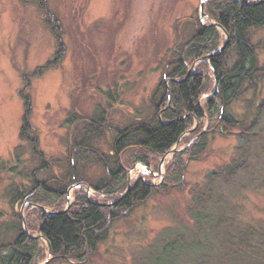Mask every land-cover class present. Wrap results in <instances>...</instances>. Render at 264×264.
<instances>
[{"label":"rangeland","instance_id":"374dc122","mask_svg":"<svg viewBox=\"0 0 264 264\" xmlns=\"http://www.w3.org/2000/svg\"><path fill=\"white\" fill-rule=\"evenodd\" d=\"M209 2L206 0L203 17L201 0H0V221L10 220L14 212L11 191L23 186L29 189L34 176L48 184L69 183V161L78 177L72 178L61 205L63 210L72 206L76 193L102 205L123 196L124 192L107 197L91 187L107 175L105 166L93 150L77 153L81 148L76 146L86 130L91 147L106 155L111 153L118 130L149 110L152 93L161 78H166L165 67L181 39L189 38L198 22H216ZM217 31L216 49L226 40L220 27ZM250 31L259 70L250 80L253 85L245 82L241 94L226 107L232 120L251 121L264 99V27ZM226 56L233 64L236 55L229 51ZM50 61L55 65L43 69ZM197 61L189 70L204 71L209 77L208 92L199 100L203 106L215 90L216 81L209 60ZM27 107L30 112L24 132ZM91 120H101L96 131L86 129V121ZM208 125L206 117L194 120L192 132L186 133L177 151L167 156L164 178L159 172L163 156L151 155L150 165L144 166L133 161V150H127L121 157L127 181L133 184L143 179L156 185L166 178L173 180L178 174L173 162L179 161L182 151L208 131ZM221 133L209 134L208 150L201 159L188 161L184 156L186 168L180 183L165 187L166 191L115 219L96 255L81 264H154L164 240L170 236L165 230L189 221L193 198L187 189L191 186L193 193H199L206 188L209 174L219 170L220 165L235 168L243 161V150H236V146L247 147V164L252 166L240 176L241 184H229L225 177L215 178V195L222 197L220 211L243 221L264 218V116L245 134H238V130L234 136ZM31 137H37L49 168L40 171L39 158L32 155ZM43 209L54 212L31 197L16 207L25 216L31 235L40 232ZM38 240L42 250L33 264H42L49 256L45 239ZM52 261L50 264H75Z\"/></svg>","mask_w":264,"mask_h":264},{"label":"trees","instance_id":"16d2710c","mask_svg":"<svg viewBox=\"0 0 264 264\" xmlns=\"http://www.w3.org/2000/svg\"><path fill=\"white\" fill-rule=\"evenodd\" d=\"M209 10L211 17L230 34L231 42L223 53L209 59L216 88L207 97L205 105L202 106L199 100L204 92H208V75L200 70L187 75L193 62L218 47L219 34L216 27L203 26L198 22L190 37L185 41L181 39L182 42L173 51L172 59L165 67L166 78L162 77L155 87L149 110L139 120L118 130L111 153L106 155L91 147L86 139V130L83 140L76 146L81 150L75 149L77 153L82 149L86 152L88 148L94 151L97 160L104 164L107 175L91 183V187L107 197H115L125 192L129 185L121 158L127 150H133V161L149 166L150 156H164L190 129L195 119L201 121L206 117L209 120L208 131L182 151L179 161L173 162L176 165L174 170H178L173 180L166 178L156 187L138 179L130 191L112 206L94 203L86 195L76 193V200L66 212L48 216L42 211L39 231L49 240L54 260L75 264L90 260L99 251L100 241L115 219L132 212L137 205L155 194L166 191L165 187L182 181L186 168L184 156L187 155L188 161L201 159L208 150L209 134L222 131L224 136H234L236 130L238 134H245L262 121L264 99L259 102L251 121L230 119L226 107L241 94L245 82L253 85L250 80L259 70L258 56L249 36L252 28L264 27V3L247 5L240 0H211ZM229 51L236 55L233 64L226 56ZM54 65V61H50L43 69ZM28 102L26 98V106L30 105ZM27 111L30 112L28 107L23 117L24 132L28 125ZM100 121H86V129L96 131ZM31 139L34 142L32 155L39 158L40 171L49 168L44 153L39 150L37 137ZM238 149L243 150L244 158L237 162L235 168L220 165L219 170L209 174V182L201 192L195 190L193 193L191 186L187 189L193 198V204L188 208L189 221L180 227L165 230L170 236L164 240L154 264H264V218L249 222L226 211L221 212L222 197L214 192L216 177H225L232 185L241 184L243 172L252 166V163L247 164L250 160L247 147L236 146ZM68 167L72 170L69 183L60 181L48 184L34 176L29 189L23 186L11 191L14 212L10 220L0 221V264H33L35 257L41 253L39 240L26 235L21 213L16 207L31 197L37 203L53 208L54 212L62 211L61 205L73 183L72 178L78 177L71 161Z\"/></svg>","mask_w":264,"mask_h":264},{"label":"water","instance_id":"95a60500","mask_svg":"<svg viewBox=\"0 0 264 264\" xmlns=\"http://www.w3.org/2000/svg\"><path fill=\"white\" fill-rule=\"evenodd\" d=\"M240 1H243L244 3H246L247 5H258V4H263L264 3V0H257V1H251V0H240ZM205 3H206V0H201V11L203 13V9L205 7ZM203 17L205 16L204 13L202 15ZM203 20V18L201 19ZM210 26H217V27H220L224 33L226 34V40L224 41V43L221 45V47H219L218 49L214 50L213 52H211L210 54L198 59L197 62H202V61H205V60H209L210 58L214 57V56H219L226 48L227 46L229 45L230 43V34L224 29L221 27V25L217 22H211L209 24ZM193 68H191L188 72V75L189 76L192 72H193ZM164 124H168V122H163ZM188 132H192V129H190ZM202 134V133H201ZM201 134L198 136L200 137ZM197 137V138H198ZM182 138L183 136L179 139V141L176 143V148H173V149H170L162 158L161 160V163H160V166H159V172L160 174L162 175V178H164V175L162 173V169H163V164L165 163V160L167 158V156L171 153H174L177 151V148L179 147V145L181 144V141H182ZM146 184L150 185V186H157V185H160V184H154V183H149V182H145ZM129 184V187L127 188V190L124 192L123 196H121V198L117 199L116 201H114L113 203H108L109 206H112L114 204H116L119 200H121L131 189L132 187V184L131 182L129 181L128 182ZM70 195V189H69V193H68V197ZM95 203V202H94ZM99 204H102V203H99ZM45 211V213L48 215V216H55V215H58V214H61V213H64L66 212L68 209H65V210H62L60 212H49V211H46L45 209H43ZM22 222H23V225H24V229H25V233L30 236V237H33V238H38V239H45V241L47 242V245H48V251H49V256L48 258L42 263V264H50L51 261L53 260L54 258V252L52 250V247H51V244L49 242V240H47L42 234H38V236H34V235H31L29 232H28V229L26 227V218L24 215H22Z\"/></svg>","mask_w":264,"mask_h":264}]
</instances>
